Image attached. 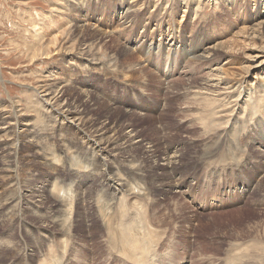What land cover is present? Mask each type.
Returning <instances> with one entry per match:
<instances>
[{"label": "rangeland", "instance_id": "obj_1", "mask_svg": "<svg viewBox=\"0 0 264 264\" xmlns=\"http://www.w3.org/2000/svg\"><path fill=\"white\" fill-rule=\"evenodd\" d=\"M132 4L154 16L146 32L167 39L171 29L181 36L179 53L171 50V75L139 51L146 21L135 29L122 24ZM258 20H264L260 0H0V264H264V102L245 129L244 144L229 142L221 129L210 148L204 137L217 122L190 90L191 76L209 65L182 61H191V48L226 40L229 52L211 64L223 66L233 89L242 85L243 100L252 88L264 91V64L244 73V54L253 43L236 33ZM54 37L55 47L49 42ZM181 62L193 74L179 73ZM45 83L60 92L63 105L79 111L86 128L91 122L115 124L107 166L98 148H90V135L44 108L39 89ZM239 104L231 106L244 112ZM131 133L134 143L124 139ZM172 154L175 162L168 165ZM110 175L125 180L126 197L136 192L120 194L126 201L120 208L111 206ZM258 179L261 189L254 186ZM18 192L27 194L20 208ZM55 224L65 234L60 252L61 242L51 244L62 238ZM128 233L134 242L139 238L138 245L119 255ZM121 243L125 252L130 249Z\"/></svg>", "mask_w": 264, "mask_h": 264}, {"label": "bare ground", "instance_id": "obj_2", "mask_svg": "<svg viewBox=\"0 0 264 264\" xmlns=\"http://www.w3.org/2000/svg\"><path fill=\"white\" fill-rule=\"evenodd\" d=\"M260 3L264 4V0H260ZM137 5L136 4H132L130 5L128 8H126V13H125V16H123L124 18V22L122 24H124V26L127 25V23H132L133 26H132V29H135L137 26H139L143 21H146L144 23V25L142 26L144 28V31L147 29V26L152 23V20H154V16L152 17L150 15V13L148 14L147 11H144L143 9L140 11V6L138 9H136ZM140 11V14L139 15H136L134 16L133 14H131L132 12H137V11ZM156 12V11H155ZM135 14V13H134ZM137 14V13H136ZM163 21V20H162ZM162 21L160 22V25L162 24ZM166 32H170L169 36L167 39H165V36L164 35H161L158 37L156 36L155 33H150V32H146L142 35V43H141V48L139 49L140 52H145V55H147V61L148 62H152L153 60L154 61H157L160 65H162V68L163 70L165 71V73H170L169 75H171L172 73H174L175 71V68L174 67V64H175V61L173 59L170 58V55H171V50H172V53H174L175 51L179 53V43H183L184 42L182 41L181 39V36L180 35H176L171 29H168ZM143 33V32H142ZM146 33H150V34H146ZM236 33H242L240 34L238 40H241V41H244L246 42L247 40L248 41H251L253 43L250 44L246 51H245V54L244 56L248 58V61H246L247 63V66L246 67H243L244 69V73L248 74L249 71L255 67V68H258V66L264 64V20H258L254 23V26H241L237 31ZM197 35V30H194L192 31L191 33V36H192V39L193 40ZM42 38L44 37H41V38H38V40H42ZM157 39V41L155 40ZM257 39L259 41V45L256 46L254 40ZM140 41V40H139ZM49 42L51 43V46L55 47L57 46V37H54L52 39L49 40ZM229 43V42H228ZM228 43L226 40H223V39H219L218 41L212 43V44H206V45H200L199 48L195 47V49L191 48L192 49V53H191V56H189V59H191V61L188 60L187 57H184L183 56V64L186 66V65H189V66H192V64L194 63H203V64H206V65H209V70H207L205 73H202L198 76H191L192 79H193V83L191 84L190 86V90L191 92L194 94V97L197 98V99H200V98H203L205 101H206V110H204L207 114V116H214L213 119H215V122L217 127H215L213 130L212 133L208 134V132H206V135L207 137L205 136V134H203L206 138L205 142L208 143V145H210L209 143H211L212 139H214V136H212L215 131L217 132V130H221L223 129L222 131V135L224 137H227L229 139V142L230 140L234 143H236L237 145H241L240 143L244 144L246 142V139H245V135L247 134L245 132V129L249 126L248 124L252 123L253 122V119L255 118L256 116V111L257 109L262 106L261 103L264 102V91L262 92H258L255 88H252V90H248V95H247V98L245 100L242 99V85L241 84H238V86H236L234 89H233V86L234 85H230V82L229 81H226V79L223 78V66L220 65L219 63L217 65H213L211 64L213 61H215L221 53H224V51L226 52H229V49L227 48L228 47ZM249 43V42H248ZM247 43V44H248ZM127 45V44H126ZM140 45V44H139ZM143 47V49H142ZM156 48V49H155ZM49 49V47L47 48ZM38 50V49H37ZM35 49L34 51V54L35 52L37 51ZM41 50V49H39ZM123 50L124 52L126 53H130L129 51H131V48L127 47V46H124L123 47ZM134 50V49H133ZM166 50V51H165ZM169 50V51H168ZM181 50V49H180ZM89 51V50H88ZM136 52V50H135ZM157 52V53H155ZM181 52V51H180ZM84 53V52H83ZM182 53L185 54V51H183ZM90 54V53H89ZM155 54H157L158 56H161L160 59H157V58H154L155 57ZM165 54H167L165 57ZM85 56V55H84ZM87 56V54H86ZM154 56V57H153ZM172 56V55H171ZM153 57V59H152ZM164 61H163V59ZM174 58V57H173ZM223 60V59H222ZM111 61V60H110ZM103 64V63H102ZM106 65V63H104ZM103 64V65H104ZM179 64V63H178ZM182 64V62H181ZM183 64L181 66V69H180V72L179 73H183L184 75H191L193 74V71L192 70H189L187 69L185 66L183 67ZM104 65V67H105ZM211 65V66H210ZM180 66V64H179ZM102 67V65H101ZM127 69L131 68V64H127ZM103 68V67H102ZM106 68V67H105ZM108 68V67H107ZM106 68V69H107ZM178 69V68H177ZM192 69V68H190ZM179 71V70H178ZM166 75V74H165ZM174 75V74H173ZM177 75V74H176ZM169 77V76H167ZM172 77V76H171ZM185 77V76H184ZM173 78V77H172ZM48 80V79H47ZM46 80V82H47ZM192 81V80H191ZM191 83V82H190ZM51 84V83H50ZM53 84V83H52ZM253 84H255L254 82L252 83V87H253ZM61 89V88H60ZM40 90V93H42V96L40 97V100L44 106V108H47V105L50 107L49 109H51L55 114H52L54 116V118H57V119H61L64 120L68 123H66L68 126L70 127H73V126H78L79 128V131H81V133H83L85 136H88L90 135L91 137H87L86 140L90 143V148L91 149H96L98 148L96 151H97V155H98V159L100 160H103V165L104 166H107L109 164V162H106L107 161V156H106V152L109 151L110 149H108V146L113 142V139H114V136L116 135V133L118 132V130H116V126L112 125L111 122L109 121H100L98 123H90V128H86L83 121H82V116L81 114H79L78 110L75 109V107L70 104L69 102H67V106L63 105L64 102L62 103L60 98L62 95H60V92L57 93L56 89H52V85H49V84H43L41 85V89ZM199 95H204V97H200ZM258 95V96H257ZM225 100V101H223ZM239 101H242V103L244 104V112H242V110H239L237 109L236 107H232L231 104L232 103H235L236 104H239ZM240 105V104H239ZM109 106V105H108ZM164 106V105H163ZM12 107V106H11ZM67 107V108H65ZM119 107V106H118ZM165 107V106H164ZM111 108V107H110ZM48 109V108H47ZM14 110V109H13ZM16 110V109H15ZM106 110V109H105ZM50 112V110H49ZM19 113V112H18ZM76 113V117H70L69 115L70 114H74ZM212 113V114H211ZM15 114V119L16 122L18 121L19 122V119L17 120V118H19V115L17 114V112H14ZM47 117V116H46ZM212 119V117H211ZM210 119V120H211ZM213 119L212 122L213 123ZM96 120V118H95ZM94 120V121H95ZM56 121V120H55ZM114 122V121H113ZM230 123H236L234 125V130L231 129V127H229V124ZM29 124V123H28ZM17 125V124H15ZM18 127V126H17ZM205 127H208V125H205ZM204 127V132L206 130V128ZM63 128V127H62ZM212 128V127H210ZM120 129V128H119ZM209 129V127H208ZM15 130H16V127H15ZM210 130V129H209ZM208 130V131H209ZM262 131H264V127L261 128ZM14 131V130H13ZM18 130H16V132L14 133V138L17 137L19 138L18 136V133H17ZM207 131V130H206ZM211 132V131H210ZM109 133H112L111 135H109ZM203 133V132H202ZM88 134V135H87ZM219 135H221L220 133H218ZM217 134V135H218ZM264 134V132H263ZM107 135V136H106ZM105 139V140H104ZM126 141H129V142H135L136 139H137V136L136 134H128L127 136H125ZM223 139V137L221 138ZM227 140V139H226ZM115 141V140H114ZM221 141V140H220ZM19 142V141H18ZM118 142V141H117ZM214 142V141H212ZM216 142V141H215ZM214 142V143H215ZM125 143V142H124ZM213 143V144H214ZM220 143V142H219ZM87 144V143H86ZM116 144V141L115 143ZM118 144V143H117ZM130 144V143H129ZM212 144V143H211ZM221 144V143H220ZM219 144V145H220ZM227 144V143H226ZM85 145V144H84ZM89 145V144H88ZM207 145V144H206ZM215 145V144H214ZM218 145V144H217ZM219 145L217 147H219ZM230 145H232L230 143ZM229 145V146H230ZM119 146V144H118ZM117 146V147H118ZM126 146V145H125ZM128 146V145H127ZM233 146V145H232ZM235 146V145H234ZM89 147V146H88ZM114 147V146H113ZM112 147V149H113ZM117 147H114L115 149ZM121 147V146H120ZM210 148H213V146H209ZM240 147V146H239ZM239 147H234L235 150ZM242 147V146H241ZM122 148H123V145H122ZM219 148H222L221 146ZM225 148V147H224ZM120 149V148H119ZM223 149V148H222ZM263 152H264V142H263ZM18 150V149H17ZM219 150V149H218ZM226 150V149H225ZM228 150V149H227ZM226 150V151H227ZM234 150V149H233ZM235 150L233 151L234 153ZM112 151V150H111ZM116 151V150H115ZM149 151V150H148ZM217 151V150H216ZM222 151V150H221ZM230 151V150H229ZM227 151V152H229ZM94 152V151H93ZM232 152V151H231ZM232 152V153H233ZM96 153V152H95ZM119 153V152H118ZM223 154V152H222ZM170 155V154H169ZM173 155V154H172ZM221 156V154H219ZM168 156V155H167ZM178 156V155H177ZM75 157V156H74ZM94 157V156H93ZM176 156H168L167 157V163L168 165L174 163V159H175ZM222 157V156H221ZM18 159V158H17ZM74 159V158H73ZM164 160V159H162ZM238 160V159H237ZM159 161V160H158ZM221 161L223 162L222 158H221ZM178 162V161H176ZM221 162V163H222ZM13 163V161H12ZM165 163V161H164ZM217 163V162H216ZM14 164V163H13ZM160 164V163H158ZM157 164V166H158ZM178 164V163H176ZM181 164V163H180ZM111 165V164H110ZM173 166V165H172ZM15 167V166H14ZM13 167V168H14ZM106 169V168H104ZM103 169V170H104ZM13 171V170H12ZM108 171V170H106ZM264 171V168H262L260 170V172H263ZM14 172V171H13ZM19 175V174H18ZM12 176V175H11ZM14 176V175H13ZM111 176V175H110ZM16 177V176H14ZM13 177V178H14ZM118 176H111L109 177V179H111V183L112 185L110 186V195H111V199H112V203H111V206H116L117 207H122V205H126V201L125 199H120L119 195L120 194H124L125 198H127L128 196L129 197H132L134 194L136 196V192L135 191H130L129 195H125V193H127V183L124 181L122 182H117L118 179H116ZM17 178V184H18V177ZM119 178V177H118ZM261 178V177H259ZM20 181V180H19ZM128 182V181H127ZM65 183V182H64ZM19 185V184H18ZM141 186V185H140ZM256 188L258 189H261L262 188V183L260 181V179H258V182L256 185H254ZM55 187V185H54ZM59 187V185H58ZM58 187H55V188H58ZM138 187V186H137ZM15 188V187H14ZM139 188V187H138ZM136 188V189H138ZM145 190V189H144ZM70 191V189H69ZM129 191V189H128ZM72 192V190H71ZM134 192V194H133ZM38 193V192H37ZM143 193L144 191L142 192V195L143 196ZM139 195V196H140ZM256 195V194H255ZM109 195H107L106 197L108 198ZM140 196V197H141ZM15 197H16V194H15ZM27 197V194H23L21 192H18L17 193V197L16 199L18 200L17 202V206L18 208L21 207V202L22 200ZM101 199V198H100ZM99 199V200H100ZM110 199V198H109ZM98 200V201H99ZM144 201V200H143ZM189 201V200H188ZM102 202V200H101ZM208 202V201H207ZM214 202V200L212 201V203ZM190 203V202H189ZM224 203V201H223ZM103 204V203H102ZM208 204V203H207ZM101 205V204H100ZM106 205V204H105ZM106 207V206H104ZM103 207V208H104ZM126 207V206H125ZM134 207V206H133ZM113 208V207H112ZM16 209V208H15ZM100 209V208H99ZM102 209V208H101ZM109 209V208H108ZM131 209V208H130ZM135 209V208H134ZM143 209V208H142ZM104 210V209H103ZM136 210V209H135ZM134 210V211H135ZM101 211V210H100ZM117 211V209H116ZM148 211V210H147ZM105 212V210H104ZM128 212V211H127ZM142 212L144 213V215H148L146 214L144 210H142ZM106 213H107V207H106ZM114 213H115V209H114ZM119 213V212H117ZM3 214V213H2ZM5 214V213H4ZM105 215V214H104ZM147 217V216H146ZM145 223H147L145 221ZM134 224V223H133ZM139 224V222H138ZM143 225H144V221H143ZM72 226V225H70ZM125 226L127 228V223L125 222ZM145 227H147L145 225ZM143 227V228H145ZM62 228V226H61ZM61 228H60V225H57L55 224L54 225V229H56L57 233L62 237L60 238L59 240H55V241H52L51 244H56V245H59L58 243H62L61 245H59V247L57 246V248L59 249V252H60V248L61 246L63 245V236H65V234L63 233V231H61ZM71 228V227H70ZM117 229H119L117 227ZM155 229V228H154ZM50 229H46V231L44 232H47L49 231ZM146 230V229H145ZM144 230V231H145ZM120 231V229H119ZM143 231L144 235H145V232ZM122 232V231H121ZM141 233V232H140ZM162 233V232H161ZM129 235L126 236V238H124V243L126 242L129 246H130V249L128 251H124V247H121L123 241H121L118 245H120V249H118V252L117 254L119 255H128L129 252L131 253L132 249H133V245H135V247L138 245L136 243H138L139 241V238L134 242V235H131L130 233H128ZM139 234V233H138ZM163 234H164V231H163ZM70 235V234H69ZM68 235V237H69ZM124 235V234H123ZM148 235V234H147ZM139 236V235H138ZM142 236V234L140 235ZM146 236V235H145ZM163 236V235H162ZM167 236V235H166ZM164 238V237H163ZM144 239V237L142 238ZM148 239V237H147ZM151 239V238H149ZM159 239V238H158ZM161 240V239H160ZM8 242V241H7ZM70 243V241H69ZM160 243V242H159ZM112 244V243H111ZM167 244V243H166ZM156 245V244H155ZM46 246V245H45ZM159 246V245H158ZM151 247V246H150ZM154 247V246H153ZM53 248V245L52 247L49 246L48 247V253L49 251ZM118 248V246H117ZM126 248V249H127ZM157 248V247H156ZM70 249V253L69 254H72V252L74 251V247L73 245L69 247ZM155 249V248H154ZM144 250V249H143ZM128 252V253H127ZM245 252V251H244ZM133 254V253H132ZM143 254V253H142ZM149 254V253H148ZM131 255V254H130ZM134 255V254H133ZM137 255V254H136ZM153 255V254H152ZM239 255V253H238ZM248 255L247 253L244 254L243 256H246ZM78 257V256H76ZM75 257V258H76ZM143 256H141L142 258ZM64 258L66 260H68V255L65 256L64 255ZM128 258V257H127ZM135 258V257H134ZM140 258V260H141ZM203 258V257H202ZM251 259V257H249ZM153 259V257H152ZM41 260V259H40ZM130 260V259H129ZM49 264V262L47 260H43L42 262L40 261V264ZM70 263V262H69ZM210 264V263H209Z\"/></svg>", "mask_w": 264, "mask_h": 264}]
</instances>
